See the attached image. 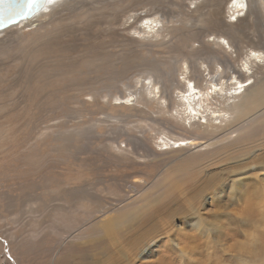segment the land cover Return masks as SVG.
<instances>
[{
	"label": "rangeland",
	"instance_id": "rangeland-1",
	"mask_svg": "<svg viewBox=\"0 0 264 264\" xmlns=\"http://www.w3.org/2000/svg\"><path fill=\"white\" fill-rule=\"evenodd\" d=\"M60 1L30 27L0 32V264L102 258L103 245L122 243L119 232L150 211L161 234L150 261L167 240L179 242L176 233L192 236L218 217L214 224L238 232L223 247L240 244L249 263L264 264V251L246 254L264 236V215H239L240 196L264 184V124L214 153H193L205 141L170 152L157 140L190 137L169 125L183 124L175 116L183 59L202 70L219 51L214 35L231 43L226 54L238 52L236 68L250 47L264 50V0H248L237 23L229 0ZM145 18L161 21L157 34L142 33Z\"/></svg>",
	"mask_w": 264,
	"mask_h": 264
},
{
	"label": "bare ground",
	"instance_id": "bare-ground-1",
	"mask_svg": "<svg viewBox=\"0 0 264 264\" xmlns=\"http://www.w3.org/2000/svg\"><path fill=\"white\" fill-rule=\"evenodd\" d=\"M59 1L60 0H51L47 2L43 9L32 19L21 21L19 24L23 25V28L30 27L34 22H37L39 18L46 16L43 15V10L45 11V9H47L53 11V8L57 4H60L58 3ZM228 3H231L230 10L233 9V12L236 13V15L234 13H232V15L234 16V23H237L239 21L238 14L248 11V0H229ZM221 4H223L222 1L220 5ZM145 19L146 24L143 26L142 33L157 34L159 31L157 26L161 21H151L148 18ZM232 23L226 25L232 29L230 32L231 40L237 39L241 35L240 30L233 28ZM17 25L18 24L15 26ZM145 30L146 32H144ZM213 40H215V42H212L211 45L216 46L219 51L208 53L207 56L204 57L205 59L200 61V65L203 66L202 70L200 67L194 69L188 59L182 60L186 63L184 64L185 71H181L183 83L180 87H176L178 94L175 101L179 109L175 110V116H177V119H179L180 122L182 121L183 124H179L175 121L174 124L176 126L173 127L171 124L169 125L171 129L176 127L181 128L180 130L188 133L190 137L173 138L168 133H163L162 136L158 134L157 140H159V146H163L164 150L169 147L170 152H192V149L203 147L201 141H205L206 144L204 143V148L196 150L195 152L193 150V153H204L211 149H215V147L221 148V146L233 143L243 134H246L250 130H254L257 123L264 124V75L258 77L259 71L262 69L264 70V50L250 47L246 50L247 52L243 54V64L236 68L233 63L236 64L237 62V57L239 56L238 52L236 50L233 51L235 54L233 55L234 59L230 54H226L228 49H232L229 40L221 35H214ZM238 61L241 62L239 59ZM203 83L204 85H202ZM179 84L181 83L179 82ZM149 85L151 86L150 88L147 86V90H150L148 92L150 93L149 95L152 94L154 97H157L160 91L156 89L152 82H150ZM116 100L118 101V105L128 106L122 100L118 98ZM261 138H264V136L261 135L260 139ZM260 143L259 145H264V140ZM212 151L213 150H211V152ZM214 152L215 151H213V153ZM162 153H166V151ZM263 155L264 152L259 156ZM250 191H252V193ZM249 192L251 194H249ZM240 197L243 207L239 215H247L254 209L258 210L260 215H264L263 183H257L255 191L248 190V192ZM155 216L156 214L150 211L147 212L145 216H142V220L140 219L141 221L136 223L133 227L128 228L126 225L125 231L123 230L124 232H119L118 234L121 236L122 243H114L110 246L107 244L103 245V251L100 254H96L102 258H96L86 253L81 256L82 260L78 261L77 264H135L136 262H141L140 264H225V261L231 264H251L244 258L245 251L242 250L243 247L240 244L237 246V250H235L236 246L223 247V241L235 239L238 232H235L237 230L233 231L235 227L232 222V227H224L223 223L219 226L217 224L218 221L214 224V221L218 220V217L210 223L212 225L211 228L202 226L198 229V232L192 236L183 235L181 232L176 233L179 242L172 246L170 241L167 240L164 243L165 248L156 251H164L163 255L150 261L155 252V247L159 244V242H155L156 245H154L153 239L161 235L158 234L154 223H152L156 220ZM121 217V215H117V217L113 219V222L119 219L114 225L116 229L121 226L120 220L124 222ZM164 219L165 217H162L160 221L162 222ZM135 221L137 220H134V222ZM235 224L237 226H244L246 223L237 220ZM84 225L85 224L81 225L80 228ZM261 225L263 231L264 218ZM94 228L95 227L92 229L94 230ZM100 231L102 230L100 229ZM163 235L167 238L170 237L169 231L166 230ZM263 251L264 236L262 235V238H260V241L256 244V248L247 251L246 254L252 259L257 253Z\"/></svg>",
	"mask_w": 264,
	"mask_h": 264
},
{
	"label": "water",
	"instance_id": "water-1",
	"mask_svg": "<svg viewBox=\"0 0 264 264\" xmlns=\"http://www.w3.org/2000/svg\"><path fill=\"white\" fill-rule=\"evenodd\" d=\"M51 0H0V31L32 19Z\"/></svg>",
	"mask_w": 264,
	"mask_h": 264
},
{
	"label": "snow or ice",
	"instance_id": "snow-or-ice-1",
	"mask_svg": "<svg viewBox=\"0 0 264 264\" xmlns=\"http://www.w3.org/2000/svg\"><path fill=\"white\" fill-rule=\"evenodd\" d=\"M29 2H31V3H35V2H36V0H29Z\"/></svg>",
	"mask_w": 264,
	"mask_h": 264
}]
</instances>
